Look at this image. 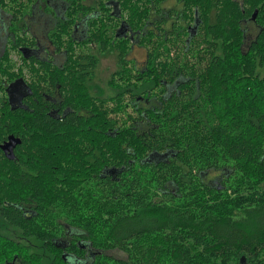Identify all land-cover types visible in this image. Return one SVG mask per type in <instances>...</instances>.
<instances>
[{"label": "trees", "instance_id": "obj_1", "mask_svg": "<svg viewBox=\"0 0 264 264\" xmlns=\"http://www.w3.org/2000/svg\"><path fill=\"white\" fill-rule=\"evenodd\" d=\"M61 1L58 17L0 0V146L21 140L13 160L0 147V219L18 231L0 233V264H264V0ZM40 3L64 65L17 67ZM19 79L27 110L10 109Z\"/></svg>", "mask_w": 264, "mask_h": 264}, {"label": "rangeland", "instance_id": "obj_2", "mask_svg": "<svg viewBox=\"0 0 264 264\" xmlns=\"http://www.w3.org/2000/svg\"><path fill=\"white\" fill-rule=\"evenodd\" d=\"M87 3L92 2V0H85ZM52 6L56 9V13L58 17H61L63 14L64 3L61 0L54 2ZM165 9L171 10L182 9L181 5H178L177 0H168L165 5ZM49 13L44 12V5L40 3L35 10L28 15L27 17V25L28 29H30L29 37L33 35L36 37L41 43L45 44V46L49 45L48 43V33L49 30L56 24V19L49 16L51 14V8L47 9ZM12 12L4 13L0 10V34L2 36L8 33V25H9V14ZM193 27V26H192ZM247 35L249 39H253L256 35L257 28L253 23H246ZM3 42H6L3 39ZM9 45V43L7 44ZM12 59L16 62L17 67L22 64V60L20 55L16 53H12ZM129 59L136 64L137 69H142L147 64V50L144 46L136 45L133 49L132 53L129 56ZM117 56L115 53H105L100 55V64L97 70V79L96 82L101 86L102 92L105 96L109 97L112 95V90L110 87V79L111 75L114 71L117 70ZM17 230L9 227L0 219V233L6 234L9 236L17 234Z\"/></svg>", "mask_w": 264, "mask_h": 264}, {"label": "flooded vegetation", "instance_id": "obj_3", "mask_svg": "<svg viewBox=\"0 0 264 264\" xmlns=\"http://www.w3.org/2000/svg\"><path fill=\"white\" fill-rule=\"evenodd\" d=\"M57 1L58 0H50V1L48 0V5L52 6V4L54 2H57ZM49 16L54 18L52 14H49ZM252 20H254V19H252ZM193 27L197 28V27H199V25H193ZM193 27H190L189 31L193 30ZM28 30H30V29H28ZM74 33L76 35H78L77 41H83L84 39H86L82 35V33L83 34L86 33V29L83 25L75 27ZM28 34H30V31L28 32ZM80 36H82V37H80ZM33 37L34 36L31 35L30 38H33ZM34 38L37 41V44L35 45V47L17 48L14 50L15 51L14 53L21 54L22 55L21 57L26 58L28 61H30L31 59H37L41 62H48V63H52V64L59 65V66L64 65L62 53L57 52L49 40H48L49 45L45 46V44L41 43L36 37H34ZM79 50H80V47L78 48V51ZM90 79L92 80V78H90ZM16 82H18V83L15 86H13L11 88L9 86V88L7 89V95L9 96V102H10V97L12 98V102L10 103V109H12V110H18V109L27 110L28 106H26L24 104V99L29 97V95H31L32 91L24 79H19ZM16 82H14L10 85L15 84ZM0 108H2V106H0Z\"/></svg>", "mask_w": 264, "mask_h": 264}, {"label": "water", "instance_id": "obj_4", "mask_svg": "<svg viewBox=\"0 0 264 264\" xmlns=\"http://www.w3.org/2000/svg\"><path fill=\"white\" fill-rule=\"evenodd\" d=\"M257 12H255L253 19L255 20L257 17ZM18 82H16L13 85H10V88L15 86ZM12 102V98L10 97V103ZM21 144V140L18 138H15L14 136H10L9 139L4 142L0 147L5 153L6 157L13 160L14 159V150L17 145Z\"/></svg>", "mask_w": 264, "mask_h": 264}, {"label": "bare ground", "instance_id": "obj_5", "mask_svg": "<svg viewBox=\"0 0 264 264\" xmlns=\"http://www.w3.org/2000/svg\"><path fill=\"white\" fill-rule=\"evenodd\" d=\"M93 73V72H92Z\"/></svg>", "mask_w": 264, "mask_h": 264}]
</instances>
